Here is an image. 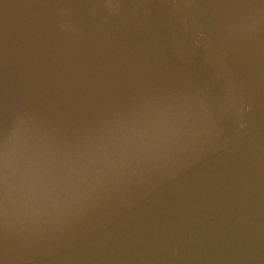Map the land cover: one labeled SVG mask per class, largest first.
Listing matches in <instances>:
<instances>
[{
    "label": "water",
    "instance_id": "95a60500",
    "mask_svg": "<svg viewBox=\"0 0 264 264\" xmlns=\"http://www.w3.org/2000/svg\"><path fill=\"white\" fill-rule=\"evenodd\" d=\"M195 1L0 0V264H264V0Z\"/></svg>",
    "mask_w": 264,
    "mask_h": 264
},
{
    "label": "snow or ice",
    "instance_id": "6c2138e0",
    "mask_svg": "<svg viewBox=\"0 0 264 264\" xmlns=\"http://www.w3.org/2000/svg\"><path fill=\"white\" fill-rule=\"evenodd\" d=\"M25 124L22 118H17L12 125L11 132L18 137L19 150L26 146V136L24 134ZM9 164L6 152L0 145V208L3 206V197L6 193L8 183Z\"/></svg>",
    "mask_w": 264,
    "mask_h": 264
},
{
    "label": "bare ground",
    "instance_id": "6f19581e",
    "mask_svg": "<svg viewBox=\"0 0 264 264\" xmlns=\"http://www.w3.org/2000/svg\"><path fill=\"white\" fill-rule=\"evenodd\" d=\"M195 5H198V11L200 12L199 15L201 17H204V20H208L211 21L213 17V15L216 16V12L210 13V12H205V11H209L210 4H208V0H196L195 1ZM208 5V6H207ZM216 28L218 26H215Z\"/></svg>",
    "mask_w": 264,
    "mask_h": 264
}]
</instances>
